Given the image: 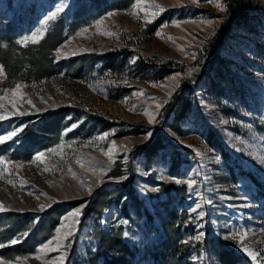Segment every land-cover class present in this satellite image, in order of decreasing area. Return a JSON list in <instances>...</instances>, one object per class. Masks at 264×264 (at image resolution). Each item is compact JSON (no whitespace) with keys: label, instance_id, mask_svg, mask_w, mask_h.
<instances>
[{"label":"rangeland","instance_id":"1","mask_svg":"<svg viewBox=\"0 0 264 264\" xmlns=\"http://www.w3.org/2000/svg\"><path fill=\"white\" fill-rule=\"evenodd\" d=\"M134 3L149 12L154 10V5L165 9L151 19L152 22L166 15L154 32L146 31L149 22L145 12L133 9ZM218 3L223 4L225 11L216 7ZM56 4H63L64 11L49 22L43 36L60 25L63 40L57 48L61 63L72 57H89L91 52L121 51L126 56L125 64L86 78L73 77L71 70L66 72L62 64L46 78L27 80L21 76L23 67L15 74L8 73L0 63L3 69L0 96L6 97L0 99V111L9 113V119L0 121V134L21 128L35 119L34 115L58 106L78 108L81 119L93 115L116 124L104 130L100 128L82 140L65 139L50 147L62 145L63 160L47 153L50 148L41 150L46 153L44 164L23 155L40 143L34 127L24 137L19 133L0 144V158L9 162L6 166L12 173L0 179V206L6 209L0 212V243L6 245L0 248V261L46 264L48 259L58 256L57 251H49L46 255L40 254L41 259H35L37 250L53 239L56 232L47 239H36L35 246L17 248L10 241L28 232V226L43 212L41 204L47 209L86 197L90 195L89 187L91 193L99 188L124 192L120 199L108 203L98 223L91 222L82 230L77 227L69 242L71 246L76 245V253L80 255L96 248L95 231L100 224L108 233L117 228L121 230L122 240L135 250L132 264H164L159 253L166 245V231L160 217L170 209L177 212V221L182 224L177 253H186L181 258L182 264H220L212 257L211 249L222 247L238 254L241 264H253L242 250L238 235L235 240L224 239L238 230L247 232L244 243L258 254V261H264V190L261 188L264 183V0H0V51L9 49L15 55L21 54L20 47L25 45L17 41L40 30L44 17ZM133 11L138 14L130 15ZM108 13L113 15L109 17ZM97 20H102L99 30ZM207 20L214 22L211 27L205 23ZM85 28L87 32L82 31ZM158 31L161 37L156 35ZM102 32L113 35H101ZM215 50L218 60L215 71L219 76L213 85L205 82L203 71ZM193 52L196 60L191 59ZM137 57L156 65L172 62L175 69L161 78H141L133 71L135 62L132 61ZM190 67L198 70L188 76ZM173 76L177 77L175 83L179 86L188 81L195 89L186 117L176 131L169 127L170 113L164 109L179 88L172 87ZM17 84L19 93L13 96ZM140 89L146 95H133ZM118 93L120 98H113ZM125 100L126 103H121ZM13 102L16 111L27 114L12 115ZM157 103L161 104L159 109ZM133 105H136L135 112L129 111ZM145 109L154 114L153 124L143 114ZM78 121L75 119L70 128ZM130 124L144 130L116 136L118 129ZM158 129L166 139L157 154L150 159L137 155L132 160L131 149L150 138L145 139L146 133ZM208 130L213 131L220 148L208 144ZM105 134V139H99ZM110 149L111 158L104 154ZM197 152L202 155L197 156ZM78 159L85 162V168L80 167ZM174 161L177 163L172 167ZM18 163L20 167L16 166ZM45 165L50 169L55 166L56 170L45 172ZM114 166L119 167L121 175L111 176ZM4 167L0 165V170ZM69 167L76 173L75 179L68 173ZM249 175H254L258 182ZM129 178H133L130 187L137 200L135 204L127 186L122 184ZM176 179L182 183H175ZM188 180L196 181L192 190L183 183ZM167 182L174 183L169 192L160 188L161 183ZM209 199L211 204L205 202ZM197 204L200 205L197 212H191ZM77 207L62 214L57 227ZM124 208L128 216L123 214ZM200 211L205 213L203 219H197ZM20 212L31 213L33 221L28 220L18 230L12 225L21 217L17 214ZM200 232L204 237L197 241L194 237ZM71 251V247L67 249V257ZM17 257L21 258L19 262Z\"/></svg>","mask_w":264,"mask_h":264},{"label":"trees","instance_id":"2","mask_svg":"<svg viewBox=\"0 0 264 264\" xmlns=\"http://www.w3.org/2000/svg\"><path fill=\"white\" fill-rule=\"evenodd\" d=\"M231 6H233L232 2ZM165 16V14H162L148 23L146 31L148 33L154 32L162 23ZM220 31L221 29L218 32ZM62 35L63 32L60 25H58L55 29L45 34L38 42L20 47L22 52L19 55H15L14 51L9 52V49L2 50L0 51V63L5 67L8 73L15 74L19 71V68L23 67L24 72L21 76L27 78V80H29L28 78H46L55 73L62 64L66 72L71 70V74L75 78L92 77L96 73H105L109 70H113L115 67H122L125 64L126 56L121 51L91 52L88 53L89 57H72L68 62L61 63L60 60L56 59L54 51L63 40ZM217 61V50H215L208 59V67L203 71L205 82H211L213 85L216 83L215 77L219 76V73L215 71ZM173 64L174 63L169 62L156 65L154 62H148L142 57H137L133 71L135 74L140 75L141 78H145V76L161 78L175 69ZM194 90V84L184 81L173 93L171 101L166 104L164 109L165 113H170L169 127L172 130H178L180 121L186 117L187 111L191 105L190 97ZM119 94L120 93L116 94L113 98H120ZM79 112L80 110L78 108L72 106H58L54 109L43 111L40 115H34L35 119L31 120L29 123H25L21 127L23 131L20 132V135L24 137L27 133H30V129L34 127L38 131L40 143L38 146L30 148L24 153L23 155L25 158L31 159L41 150L53 147L65 139L82 140L90 134L95 133L100 128L104 130L116 124L103 121L99 117L93 115L81 119ZM75 119L76 121L79 120L76 124L78 127L70 128ZM68 129L71 130L68 131ZM143 130L144 127L130 124L118 129L116 136L136 134ZM164 139H166V136L161 129L154 131L146 142L137 144L131 149L130 158L133 160L137 155H141L146 159L152 158L164 144ZM206 139L209 145L220 148L219 142L214 138L212 130H208ZM176 163L177 162L174 161L172 167H174ZM119 175H121L119 167L114 166L111 171V176ZM249 176L253 181L258 182L254 175ZM132 181L133 178H129L122 182V184L127 186L129 197L132 199V203L135 204L137 200L134 196L133 189L130 187ZM172 185H174L172 182L161 183L160 188L164 189L165 192H169L170 186ZM261 188L264 190V183ZM123 192V190L118 192L117 190L106 191L103 188H99L86 197L47 207V209L39 214L37 221L28 226L27 235L21 237L20 242L16 243V247L23 248L24 246L26 247V245L35 246L36 239H47L51 237L60 222L62 214L69 208L86 205L82 208V215L79 218L78 227L80 230L88 227L91 222L98 223L103 209L113 200L120 199ZM17 214L21 217L16 219L12 226L14 228L16 227L18 230L22 228L23 224L28 220H30L28 222L33 221L31 213L20 212ZM123 214L128 216L127 209H123ZM1 216L2 215H0V217ZM160 218L161 224L166 231V245L164 250L159 253L160 259L164 264H182L181 258L185 256L186 253L177 255L180 246L179 242L182 226L181 221H177V212L167 209L165 215ZM95 235L97 246L94 250H87L83 255H80L76 253V245L73 244L71 246L72 251L67 257L65 264H132L135 250L122 240L121 230L119 228L115 229L112 233H108L102 230L100 224H98ZM211 255L220 264H241L242 262V258L238 254L233 253L226 247L211 249Z\"/></svg>","mask_w":264,"mask_h":264},{"label":"snow or ice","instance_id":"3","mask_svg":"<svg viewBox=\"0 0 264 264\" xmlns=\"http://www.w3.org/2000/svg\"><path fill=\"white\" fill-rule=\"evenodd\" d=\"M64 5L63 4H56L54 7V10H49L48 14L44 17L43 21L41 22V29L37 30L35 32H33L30 36H24L22 39L17 41V44H21V45H26L28 42H32V43H36L38 42V40L43 36L44 34V30H46L48 24L50 21H54L60 13H62L64 11ZM216 7L221 11H225V7L223 6V4H217ZM133 9H140L142 11L145 12V19L147 20V22H151V19L154 18L159 12H163L165 11V9L161 8L159 5H154V10H152L151 12H149V9L147 8H141V5L139 3H134L132 5ZM130 15L136 16L138 13L133 11L129 13ZM113 13H108V16H112ZM102 20H97L96 21V28L99 30L100 26H101ZM209 27H211L213 25V21L212 20H207L205 22ZM218 23V21L216 22ZM177 27H179V24H176ZM83 32H87L88 29H82ZM214 34V33H213ZM77 35H80V33H77ZM101 35H105V36H109L111 37L113 34L110 32H102ZM156 35L158 37H161V32H156ZM210 39V37H209ZM201 43H203V41H201ZM178 50L180 51H185V49L179 48ZM57 52V59L60 58V49L57 48L56 49ZM73 55H75L76 53L73 52ZM191 59L196 60V53L193 52L191 53ZM135 62V61H132ZM198 69L194 68V67H190L187 69V75L191 76L194 72H196ZM3 69L0 68V72H2ZM180 75V74H177ZM171 81L173 82L172 87H179L178 83H175L177 77L173 76L170 78ZM152 86H157L155 84H153ZM161 87H168V85H160ZM19 89H20V85L17 84L15 86V89L13 90V96H17L19 93ZM171 90L168 91V96L171 97ZM133 95H140V96H144L146 95L144 93V91L142 89L138 90L137 92L133 93ZM0 99H6V97L0 96ZM148 99L150 100H157L158 98L156 97H148ZM127 101H121V103H126ZM29 104H31V101H28ZM164 103H167V101H164ZM161 107V104L157 103L156 104V108L159 109ZM129 111L135 112L136 111V105H133L132 108L129 109ZM27 113L22 112V111H16L15 110V103L13 102V112L12 115H19V116H23L26 115ZM143 114L145 116H147L148 119V123L149 124H153L155 122V117L154 114L148 112L146 109L144 110ZM5 119H9V113L6 111H0V121H3ZM78 127V125L74 124L72 125V128ZM250 127V126H249ZM71 129H68V131H70ZM21 131H23L22 128H17L15 130L12 131H8L6 135L4 134H0V144H4L5 142L12 140L14 137H16ZM105 134L104 136L99 137V139L103 140L106 138ZM152 135L151 132L146 133L145 139H148L150 136ZM89 143H93V142H89ZM114 147V145L112 146ZM238 151L240 149H237ZM101 151H103V149H101ZM125 151H127V149L125 148ZM47 153H53L56 154L57 156L60 157L61 160H63V154H62V145L57 146V148H50L47 150ZM105 155H109V157L111 158V149L109 150V152L104 153ZM197 156H201L202 153L197 152L196 153ZM46 157V153L45 152H39L37 153L34 157H33V161H38L40 162V164H44V158ZM7 163H9L8 161H6L4 158H0V165H5V167L0 170V179H4L6 178V174L7 175H11L12 173L9 172V169L7 168ZM77 163L80 165L81 168H85V162L83 160H77ZM17 167H20L21 164H17ZM91 166V165H89ZM50 170H56L55 166H53V168H49L47 165L44 166V171H50ZM68 173L72 176V178H76V173L73 172L72 168L69 167L68 168ZM161 179H165V177H161ZM22 184H25L26 182L21 181ZM175 183L180 184L182 183L181 180L176 179ZM183 183L187 184V187L189 190H192L196 184L195 180H188V181H184ZM81 187H84V182L81 181L80 182ZM15 186V185H13ZM154 191H158L159 189H153ZM89 194H91V188H88ZM41 195H46V194H41ZM207 204H211L212 200L209 199L207 201H205ZM86 206V205H81L80 207H77L76 209L70 211L67 213V215L61 220V224L59 227H57L55 229L56 235L53 237V239L49 240L47 243H44L38 250H37V255L35 256V259H41V255L40 254H47V252L49 251H57L59 253L58 256L48 259L46 261V264H65L66 261V257H67V249H69L71 247V243L69 242L71 240V238H73L75 236V231L79 225V217L82 215V208ZM40 211H44L45 210V205L41 204L40 206ZM200 205L197 204V206L195 208L191 209V212H197V210L199 209ZM6 209L3 206H0V212L5 211ZM205 216V213L203 211H200L198 213L197 219H203V217ZM213 223H215V221H213ZM198 227H203V225H198ZM27 233H23L22 236H26ZM125 235H127V233H125ZM237 235L239 236V241L242 247V250L252 259L253 264H264V261H258L257 257L258 254L254 251L251 250V248L244 243L246 236H247V232L244 231H237L236 233H229L228 235H226L224 237V239H233L235 240ZM204 237V233L200 232L198 233V235H196L194 237L195 240L197 241H201ZM21 237H17L15 239H12L10 241L11 245H15L16 243L20 242ZM185 243H187V241H185ZM6 245L4 243H0V248H4ZM24 259H27V257H25ZM17 262H19L21 260L20 257L16 258ZM0 264H3V261H0Z\"/></svg>","mask_w":264,"mask_h":264}]
</instances>
